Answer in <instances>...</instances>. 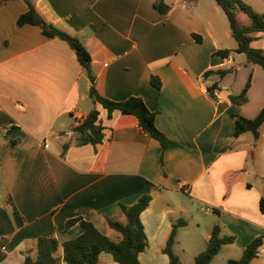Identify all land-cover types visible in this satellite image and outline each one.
<instances>
[{
  "label": "crops",
  "instance_id": "obj_1",
  "mask_svg": "<svg viewBox=\"0 0 264 264\" xmlns=\"http://www.w3.org/2000/svg\"><path fill=\"white\" fill-rule=\"evenodd\" d=\"M29 1L46 22L79 37L101 96H139L174 144L162 149L135 115L108 113L94 102L68 43L43 35L38 25H18L25 0H0V264H21L25 254L34 255L40 236L59 242L76 237L79 224L65 226L73 217L116 241L120 234L106 219L124 221L119 204L141 194L150 195L139 214L147 239L137 255L141 264H167L162 249L179 219L184 224L178 232L207 224L206 245L218 225L219 236L233 237L220 248L237 243L243 250L261 236L248 264L264 259V120L256 138L250 131L234 135V115L252 118L264 106V69L244 53H215L237 46L215 0H163L165 14L153 0ZM244 1L264 12V0ZM236 19L249 24L242 12ZM256 35L250 46L264 52V34ZM217 69L227 72L219 76ZM151 75L159 78L158 89ZM249 75L245 102H231ZM91 108L102 139L78 144L74 116ZM10 201L23 218L20 226L11 219ZM176 232L172 251L184 254ZM61 254L58 246L54 264H66ZM96 264L116 262L101 252Z\"/></svg>",
  "mask_w": 264,
  "mask_h": 264
},
{
  "label": "trees",
  "instance_id": "obj_2",
  "mask_svg": "<svg viewBox=\"0 0 264 264\" xmlns=\"http://www.w3.org/2000/svg\"><path fill=\"white\" fill-rule=\"evenodd\" d=\"M25 2L27 9L17 17L16 23L18 25L25 23L38 25L43 35L47 37L56 36L68 43L74 51L79 64L87 74L90 81L88 96L94 102H98L108 113L113 109H117L121 113L135 115L139 127L156 139L162 149L174 144L163 132L156 128L154 124L155 111L148 110L139 96H129L121 101H111L101 96L94 86V74L90 68V55L79 37L70 35L51 23L46 22L38 14L29 0H25ZM215 2L225 13L230 34L237 43L236 48L233 50L222 49L215 53L222 57L227 56L231 52L244 53L248 63L258 64L264 69V52L259 48L250 46V42L257 37V32L264 34V12L254 11L244 0H215ZM152 6L160 14H165L169 9V6L163 0H153ZM239 11L249 17L250 22L248 25L238 23L236 14ZM216 72L219 76H222L227 70L217 69ZM150 83L157 89L161 84L159 78L154 75L150 76ZM249 83L250 75L247 77L240 92L229 96L231 102H245ZM207 91L213 97L211 92L212 87L207 88ZM97 114V110L91 108L83 120L73 127L76 143H97L101 141L102 127L97 122ZM263 120L264 106L252 118L234 115V135L237 136L244 131H250L253 137L256 138ZM9 143L12 144L13 142L10 141ZM149 199V194H141L131 204L124 205L120 203L119 208L124 214V221L112 218L106 219L107 224L119 232L120 237L118 240L114 241L108 238L92 222L83 220L80 217H73L66 221L65 226L68 227L77 222L81 227L80 234L62 242H59L51 235L38 237L36 240L35 254H25L21 264H54L57 260L55 251L58 246H61V258L66 264H96L101 252L109 253L116 264H141L137 255L147 246V239L139 220V214L147 206ZM259 209L264 211L263 199L259 201ZM10 216L15 226L22 224L23 218L12 202ZM183 224L184 222L179 219L171 225L165 246L162 249L163 253L168 257L167 264H182L179 257L173 253L172 245L175 241L177 227ZM261 239V236L254 237L244 246L240 257L227 259V264H248L256 255L257 248L261 244ZM232 241V236H219V226L216 224L213 225L206 247L194 255L192 264H209L221 245L231 243Z\"/></svg>",
  "mask_w": 264,
  "mask_h": 264
},
{
  "label": "rangeland",
  "instance_id": "obj_3",
  "mask_svg": "<svg viewBox=\"0 0 264 264\" xmlns=\"http://www.w3.org/2000/svg\"><path fill=\"white\" fill-rule=\"evenodd\" d=\"M241 12V11H239ZM243 13V12H242ZM245 14V13H244ZM245 16L249 19V17L245 14ZM250 22V19H249ZM205 226L207 224H201L200 229L198 230H190V232H184L185 228H182L181 230L177 229V240L178 245L185 248L184 254H180V252L176 255L179 256L180 254V261L182 264H191L193 262V257L191 254L192 252H199L200 250L204 249L206 247V242L203 244V237L205 234ZM202 241V243H201ZM173 250V249H172ZM242 248L239 244L233 243L231 245L224 246L219 249V251L214 255L211 264H227V259L229 258H238L241 254ZM259 259L263 260L261 257H259L256 262H252L251 264H258Z\"/></svg>",
  "mask_w": 264,
  "mask_h": 264
},
{
  "label": "built area",
  "instance_id": "obj_4",
  "mask_svg": "<svg viewBox=\"0 0 264 264\" xmlns=\"http://www.w3.org/2000/svg\"><path fill=\"white\" fill-rule=\"evenodd\" d=\"M17 107H18V108H22V105H21V104H17ZM83 118H84L83 114H81V113L76 114V115L74 116V125H75V126L78 125V124L83 120ZM202 209H203V208H201V210H202Z\"/></svg>",
  "mask_w": 264,
  "mask_h": 264
}]
</instances>
